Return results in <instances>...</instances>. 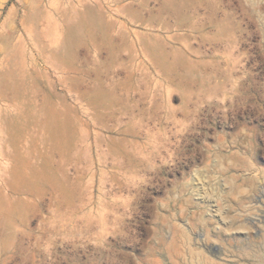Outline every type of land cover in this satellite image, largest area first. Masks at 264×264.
<instances>
[{"label":"rangeland","instance_id":"1","mask_svg":"<svg viewBox=\"0 0 264 264\" xmlns=\"http://www.w3.org/2000/svg\"><path fill=\"white\" fill-rule=\"evenodd\" d=\"M0 264H264V0H0Z\"/></svg>","mask_w":264,"mask_h":264}]
</instances>
